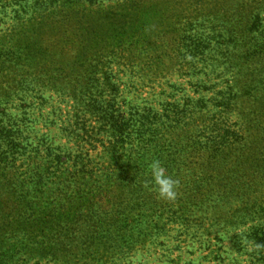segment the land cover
<instances>
[{"label":"trees","instance_id":"obj_1","mask_svg":"<svg viewBox=\"0 0 264 264\" xmlns=\"http://www.w3.org/2000/svg\"><path fill=\"white\" fill-rule=\"evenodd\" d=\"M197 4L0 0L12 20L0 30V264H115L116 255L130 246L134 224L149 218L135 194L151 186L153 160L169 170L176 154L170 129L182 115L176 101H161L159 107L154 101H126L119 75L152 84L170 72L173 58L205 55L211 40L198 37L196 43L192 34L167 49L181 25L192 26L187 22L197 15ZM219 6L211 14L207 10L208 20ZM232 18L221 38L238 48L233 57L239 75L214 104L231 110L244 96L250 112L240 134L226 127L201 129L209 113L197 99V153L237 167L247 157L261 172L262 152L255 144L264 148V0L239 3ZM46 91L71 103L65 133L73 147L33 135L27 109L36 104L41 110ZM32 94L36 97L27 99ZM98 147L102 165L90 155ZM255 240L264 249V233Z\"/></svg>","mask_w":264,"mask_h":264},{"label":"rangeland","instance_id":"obj_2","mask_svg":"<svg viewBox=\"0 0 264 264\" xmlns=\"http://www.w3.org/2000/svg\"><path fill=\"white\" fill-rule=\"evenodd\" d=\"M243 2L249 0H198L197 15L187 22H192V26L185 29L181 25L182 30L167 42V49L174 50L187 34L194 35L196 43L198 37H208L212 47L205 51V55L194 60L191 56L181 57L178 61L173 58L170 72L152 84L145 82L142 86L140 79L129 73L119 75L123 83V99L141 105L154 101L157 107L161 101H176L182 118L170 129L169 140L176 154L166 171L178 182L177 195L173 200L162 198L153 181L146 193L137 191L135 197H140L141 201L137 203H142L140 209L149 218L134 224L130 234L133 242L130 241V246L116 255L115 264H264V249L255 240V236L264 233L263 145L260 141L255 144L262 152L261 158L257 159L263 168L261 172L253 168L255 164H248L247 157L237 167L233 161L211 160L197 153V99L206 103L205 112L209 113V120L201 125V129L205 126L226 127L227 131L240 134L238 130L243 131L245 118L250 112L244 96L231 110H223L214 104V99L228 95V87L239 75L235 68L237 60L233 57L238 48L234 49L221 35H226L232 24V14ZM218 4L219 12L214 18L209 15L212 18L208 20L207 10L211 14ZM6 13L0 9L1 31L12 22ZM179 65L183 68H177ZM246 74L245 68L240 73L241 80H246ZM42 94L47 98L46 105L39 110V106L31 104L32 107L27 109L29 119L35 123L33 135H47L55 146L73 147L74 141L65 133L71 117V103L53 92ZM36 95H29L27 99ZM219 111L225 114L219 115ZM100 152L98 147L95 152L90 151V155L96 164L102 165L104 160L96 157Z\"/></svg>","mask_w":264,"mask_h":264},{"label":"clouds","instance_id":"obj_3","mask_svg":"<svg viewBox=\"0 0 264 264\" xmlns=\"http://www.w3.org/2000/svg\"><path fill=\"white\" fill-rule=\"evenodd\" d=\"M149 169L152 181L157 187L159 195L168 200L175 199L178 182L166 174V169L163 167L162 163L159 160H153L149 165Z\"/></svg>","mask_w":264,"mask_h":264}]
</instances>
